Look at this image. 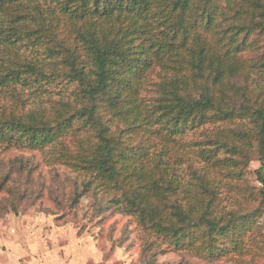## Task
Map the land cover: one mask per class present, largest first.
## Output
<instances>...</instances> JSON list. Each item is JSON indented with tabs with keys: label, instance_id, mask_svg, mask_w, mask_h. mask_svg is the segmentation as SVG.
Wrapping results in <instances>:
<instances>
[{
	"label": "trees",
	"instance_id": "1",
	"mask_svg": "<svg viewBox=\"0 0 264 264\" xmlns=\"http://www.w3.org/2000/svg\"><path fill=\"white\" fill-rule=\"evenodd\" d=\"M260 47L264 0H0V89L53 92L49 109L57 106L53 119L45 107L2 110L0 141L33 149L51 144L54 157L88 171L87 185L139 215L174 247L224 255L229 247L223 238L234 235L242 244L257 224L264 190L259 207L217 219V195L205 190L207 179L195 171L180 190V179L163 160L170 148L160 146L186 128L249 119L253 129H221L217 147L202 148L200 156L214 161L219 147L239 152L254 137L263 168L264 93L254 80L237 90L232 81L264 65V53L260 59L250 54ZM155 68L160 79L151 85L156 96L150 103L140 93ZM56 83L72 89L54 91ZM129 116L136 133L150 135L135 145L112 130V120ZM95 131L100 141L81 158L53 145L68 134L86 145ZM233 135L239 144H230Z\"/></svg>",
	"mask_w": 264,
	"mask_h": 264
},
{
	"label": "rangeland",
	"instance_id": "2",
	"mask_svg": "<svg viewBox=\"0 0 264 264\" xmlns=\"http://www.w3.org/2000/svg\"><path fill=\"white\" fill-rule=\"evenodd\" d=\"M262 53L264 47L250 54L260 59ZM159 71L160 68L150 70V84L140 93L147 102H153L156 96L151 85L159 81ZM162 72L163 78L171 75ZM238 75L232 79L236 90L254 80L264 93V65L260 63L247 74ZM66 85L56 83L51 89L70 91L71 85ZM19 93L1 88L0 112H31L39 106L47 108L48 118H54L57 106L49 109L53 92L32 93L23 88ZM111 122L113 133L126 137V143L135 145L150 136L146 130L136 133L139 127L133 116ZM231 128L253 129V123L240 118L207 122L177 132L174 142L160 146L170 148L163 160L180 179V190L194 179L195 171L207 179L205 190L213 189L217 195L212 208L217 219L259 207L260 192L264 190L259 141L253 135L239 152L231 146L219 147L216 162L200 156L202 148L217 147L221 129ZM75 138L72 134L62 135L53 145L62 144L73 157L81 158L100 141L97 131L86 145L80 137ZM241 140L233 135L230 144H239ZM154 152L157 155L161 151ZM229 156L240 159L239 164L227 160ZM89 178L88 171L54 157L51 144L33 149L0 141V264H264V208L242 244L229 235L222 240L228 244V252L208 257L196 247H174L168 238L144 226L139 215L109 203L111 197L102 189L87 185Z\"/></svg>",
	"mask_w": 264,
	"mask_h": 264
}]
</instances>
